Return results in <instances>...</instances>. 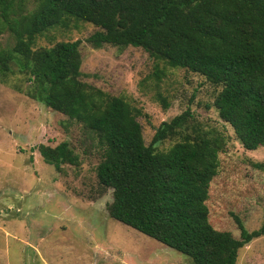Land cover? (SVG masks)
<instances>
[{"label": "trees", "instance_id": "1", "mask_svg": "<svg viewBox=\"0 0 264 264\" xmlns=\"http://www.w3.org/2000/svg\"><path fill=\"white\" fill-rule=\"evenodd\" d=\"M25 1L0 0V35L8 32L14 43L0 41V81L25 75L28 96L90 129L103 151L97 176L113 190L111 217L188 255L190 264H236L240 249L264 235V223L248 231L235 216L240 237L210 223L209 188L227 136L195 123L187 108L146 144L141 110L81 79L80 40L36 44L76 19L100 28L87 39L96 48L142 47L199 73L221 87L213 103L220 118L244 148L256 150L264 146V0H36L32 8ZM163 74L158 65L155 78ZM169 137L179 139L157 149ZM39 150L57 168L79 162L68 141Z\"/></svg>", "mask_w": 264, "mask_h": 264}, {"label": "rangeland", "instance_id": "2", "mask_svg": "<svg viewBox=\"0 0 264 264\" xmlns=\"http://www.w3.org/2000/svg\"><path fill=\"white\" fill-rule=\"evenodd\" d=\"M36 0H26L32 8ZM100 28L73 19L40 36L36 47L80 40L81 79L123 96L136 109L146 144L157 127L187 108L194 122L227 136L218 174L209 188V220L214 228L240 237L235 216L248 231L264 223V146L244 148L233 128L213 106L221 90L206 77L158 61L142 47L87 39ZM4 46L13 45L2 33ZM163 69L159 81L154 72ZM30 81L20 73L0 81V264H190L191 258L109 215L113 190L101 184L97 166L102 149L83 123L64 117L28 96ZM159 95L169 102L165 108ZM192 122V123H194ZM179 138L159 143L166 150ZM68 141L78 164L57 168L45 162L39 146ZM236 264H264V235L239 251Z\"/></svg>", "mask_w": 264, "mask_h": 264}]
</instances>
